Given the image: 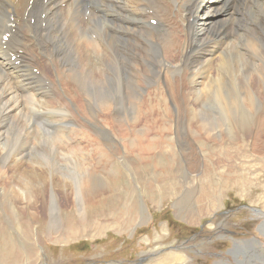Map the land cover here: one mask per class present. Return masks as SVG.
Listing matches in <instances>:
<instances>
[{
  "label": "rangeland",
  "instance_id": "1",
  "mask_svg": "<svg viewBox=\"0 0 264 264\" xmlns=\"http://www.w3.org/2000/svg\"><path fill=\"white\" fill-rule=\"evenodd\" d=\"M175 29L178 30L177 27ZM180 40L181 35H177L176 41ZM247 43L250 52L258 47L256 43ZM92 47L88 44V50ZM235 57L229 58L227 61L230 64L226 63L220 71H264V53L261 59L252 61L254 64L244 57ZM216 71L218 69L210 70V74ZM165 78L166 86L174 85L170 94L165 86L161 90H136L126 76L119 81L99 76L96 84L93 79H80L78 85L66 86L71 95H75L78 117L72 116L62 92L57 91L53 95L47 94L46 97L50 96L48 100L39 105L31 99L22 101L21 112L11 114L7 123L0 124V138L4 139L0 140V163H3L2 167L6 165L5 169L0 164V188L8 193L18 190L21 168L22 171L29 170L30 165L36 167L35 173L41 175L37 185L41 186L42 193L41 202L39 195L32 209L30 205L14 203L13 212L17 206L15 215L9 211L8 205L0 204V264H264V126L257 124L256 127L260 128L255 134L256 127L252 125L249 135H235L237 139L228 136L229 133L221 134V130H231L234 123L223 118V124L221 115L212 105H203L196 99V102L192 101L194 99H191L185 75L176 78V81L170 74ZM231 80L226 78L225 83L230 85ZM83 81L85 84L82 85ZM243 82L234 78L231 84L235 83L243 91ZM256 84L262 87H257L259 92L254 97L264 101L261 79ZM178 85L180 88L177 91ZM83 89L86 91L83 92ZM160 92L165 100L176 95L180 102L171 104L167 101L166 104L163 100L162 103ZM127 97H131L130 100ZM87 99L92 100L89 101L91 114L97 115L99 122L108 124L111 133L91 125ZM100 101L105 102L102 108L98 104ZM107 101L110 104L106 105ZM64 110H68L67 114ZM98 114L102 115L103 121ZM251 115L245 113L244 118L250 119ZM132 127L136 128L133 130ZM144 129L148 133L143 134ZM204 129L214 130L212 134H205ZM237 129L240 130L239 127ZM20 137L27 140L24 142ZM125 141H128L127 144ZM11 150H14V155ZM9 158L19 163L18 166ZM36 160H40V167ZM4 173H7L6 177ZM1 176H4L3 180ZM7 178H10V183ZM89 178L98 179L106 185V189L86 203L81 189L82 184L88 185ZM63 180L67 182L66 187L61 182ZM62 190L69 194V200L61 199ZM49 230L51 235H48Z\"/></svg>",
  "mask_w": 264,
  "mask_h": 264
},
{
  "label": "bare ground",
  "instance_id": "2",
  "mask_svg": "<svg viewBox=\"0 0 264 264\" xmlns=\"http://www.w3.org/2000/svg\"><path fill=\"white\" fill-rule=\"evenodd\" d=\"M151 21H155V24L154 25L151 24ZM175 27H177L178 30H176ZM4 35H8L6 41H3ZM177 35H181L180 41H176ZM248 41L250 43L252 42L258 45L257 49L252 50L253 52H250L251 51L249 50L250 46L248 48V43H247ZM88 44L93 45L92 50H88ZM252 48L253 46L251 47V49ZM263 53H264V0H0V124L5 122L9 117H11V114L13 115V114H18L19 112H21L22 101L23 102L24 100L30 101L31 99L33 101H36L39 105V103L41 104L45 100L47 101L48 98L50 97L49 95H53L57 91L62 92L63 99L66 102L65 104L67 105V108H69L70 112L72 113V116L75 118L78 117L79 113H78V108L75 104V95H71L70 91L66 89V86L69 84L72 86H74L75 84L78 85V82L80 79L81 80L84 79L86 81L93 79L95 82L96 79L99 78V76H105V78L106 79L108 78V80L116 79V81L117 80L119 81L121 77L126 76L131 80L132 86L136 90H144V89L161 90V88L165 86L166 91L170 94L174 85L170 84L169 86H166V82H165V79H166L165 77L169 76L170 74L171 77L174 78V81H176V78H180L181 76L185 75L187 77L188 90L190 91V94L192 96L191 99H194L192 101H195L196 99V101L198 100L203 105H212V108L215 110H218L219 115H221L220 120L223 122V124H224L223 118L225 119V121L233 122L235 126L229 131L221 130V134L229 133L228 136H234L237 139V136L235 135H243V136L249 135L252 130V127H251L252 125H254L255 127L258 126L259 124H260L259 126H264V101H262V99L260 98L254 97V95H256L259 92L257 87H262L260 85L257 86L256 84L258 83L260 79H261L262 85L264 86V71L262 70L263 72L261 73L256 72V71L255 72H249V71L234 72L233 71L234 73H224L220 71V69L223 66H225L226 63L230 64L228 63L227 60L231 57L240 56L242 58L243 57L246 58L249 62H252L254 61V59H258V58L261 59L260 57L263 55ZM171 57L175 59L171 60L170 59ZM262 62L264 61L262 60ZM33 69L36 70L35 73H33ZM216 69H218V71H216L215 74L213 75L210 74V70L215 71ZM226 78L232 79L231 81H233L234 78L238 80H243L244 90L241 91V89L238 88V86L235 83H233L232 85L231 81L229 82L230 85L225 83ZM116 81H114V83ZM121 82L122 81H120V85H121ZM83 84H85L84 81L82 85ZM182 84L183 83H181V85ZM239 87L241 86L239 85ZM179 88L180 86L178 85L176 88L177 91L179 90ZM84 90L85 89H83L82 91L84 92ZM126 92H128V90ZM47 94L49 95L46 97ZM24 95H27V96H24ZM148 96L150 95L148 94ZM161 96H162L161 97L162 99L160 98V100H162V103H163V100L165 103L168 101L171 104L180 102L179 100L180 98H178L176 95L169 97L168 99L166 98V100L164 99L163 94ZM88 98L91 99L90 96ZM130 98L128 99L130 100ZM205 98H207L206 101H204ZM189 99L185 98V100H189ZM89 101L88 99L86 100V107L90 114L91 125H93L97 129L105 130L106 132L111 133L109 127H107L108 124L105 125L99 122L97 119V115L93 116L91 114V110L89 107ZM110 101L112 102V100H109V102ZM95 102L94 104H96ZM109 102L107 101L106 105H108ZM104 103H105L104 101H100V103L98 104H100V107H101L103 106ZM149 103L151 104V102ZM149 103L147 105H149ZM162 105L164 106V104ZM157 106L159 105L157 104ZM48 107L50 108V105ZM31 108L28 107V109H31ZM165 108H166V105H165ZM41 109H42V106H41ZM179 110H181V108ZM64 111H66V114H67L68 110H64ZM169 111L170 110H168V112ZM37 113L38 112H36V114ZM245 113H247L248 115L253 114V116L251 115L250 119H245L244 118ZM186 114H187V111H186ZM262 114L263 116L261 117ZM98 118L100 119V121H103V117L101 114H98ZM63 119H64V116L62 117V120ZM133 119L135 120V118ZM5 123H7V121ZM50 123L52 122L50 121ZM181 125H184V124H181ZM127 126H129V124L128 125L126 124V127ZM238 127L240 130L237 129ZM17 128H20V127H17ZM73 128L76 129L75 127ZM80 128L82 127L80 126ZM134 128L132 127L133 130ZM258 128L260 127H256L255 129L256 131L253 130L255 134H257L258 132ZM144 130H145L144 131L145 133L142 131L143 134L148 133L146 129ZM213 130L214 129H204L203 132L205 134H209L213 132ZM85 131H89V129ZM131 131H130V134H131ZM1 132L2 131L0 130V134ZM138 133H139V130H138ZM134 134L135 136L137 135L136 133ZM141 135H138V136H141ZM171 135L172 133L170 134V136ZM111 137H114V136H111ZM141 137H144L145 139V136L142 135ZM17 138L19 137L17 136ZM91 138H93V136H91ZM131 138H132V135H131ZM133 139H134V136H133ZM22 140L26 141L27 139H22ZM102 141L99 143H102ZM127 142L125 141L126 144ZM143 142H145V140ZM31 144L33 145L32 142ZM120 144H122V142ZM14 147L16 146H13V148ZM38 147L39 149H41L39 145ZM79 148L81 151L80 145H79ZM126 148L128 151V147ZM139 149L136 148V150H139ZM11 151L13 152V155H14V150H11ZM21 151H24V150H21ZM105 151L108 152V150H105ZM117 151L119 154V150ZM111 152L113 151L111 150ZM25 154H28V152ZM31 154L33 155V153ZM25 156L26 155H24V157ZM1 158L4 159L3 157ZM47 158H48V155H47ZM3 161L5 162V160ZM10 161L13 162L12 160ZM36 161H39L37 165L40 164V160H36ZM22 163H23V160H22ZM2 164H1V167H2ZM14 164L17 165L19 163H14ZM20 164H21V161H20ZM4 166L6 167V165ZM4 166L2 168H5ZM55 166L56 165H54V167ZM75 166H77V164ZM26 168L28 169V167ZM29 168H30L29 170L25 169L23 171H22L23 168H21V171H20L21 178L18 177L20 181V183L18 184L19 186L18 190L14 191L13 193H10V192L8 193L5 191L6 189L4 190L2 188L3 189L2 190L0 188V204L2 206L8 205L9 211L12 213V215H15L16 210H17L16 209L17 206H16L15 212H13V209L15 206L13 204L16 202L19 205L20 204H25L27 206L30 205L31 209L32 207H34V205H36L35 200L36 198H38L39 195H40V199L39 198L38 199L41 202V199H42V193L40 189L41 186H39V184L37 185V182L41 179V175H39L38 173H35V171L37 170L36 167H33V166L31 167L29 165ZM5 169H3V171ZM15 169L17 168L15 167ZM18 169L20 168L18 167ZM7 173H4L5 177ZM3 177H2V180L4 179ZM8 179L10 178H7V180ZM13 179H16V178L13 177ZM9 181L11 180H8V182ZM88 181H89L88 185H86V183L82 184V189H81V191L84 193L86 203L90 202L93 198H96L97 194H99L103 190L105 191L106 189V185L102 184L101 181H99L98 179L89 178ZM15 182L17 183V180ZM61 182L63 183L64 187H66L67 182L64 180ZM11 187H10V191H11ZM6 188H9V187L6 186ZM62 191L63 192L61 194V199L69 200V196H68L69 194H67L65 190H62ZM10 194H13V196L11 197ZM69 203H71V201ZM37 208H38V205H37ZM22 209L23 208L21 207V210ZM34 215L35 213L32 212V216ZM4 218H6V216ZM48 235H51L50 230L48 232Z\"/></svg>",
  "mask_w": 264,
  "mask_h": 264
}]
</instances>
